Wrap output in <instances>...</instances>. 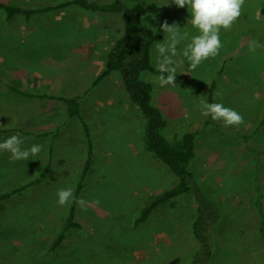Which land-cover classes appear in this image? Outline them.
<instances>
[{
  "label": "rangeland",
  "instance_id": "rangeland-1",
  "mask_svg": "<svg viewBox=\"0 0 264 264\" xmlns=\"http://www.w3.org/2000/svg\"><path fill=\"white\" fill-rule=\"evenodd\" d=\"M3 1L39 8L64 0ZM124 2L163 8L146 22L162 35L152 47L155 66V45L166 36L162 23L195 33L186 23L187 8L171 0ZM123 29L120 15L77 6L37 12L29 19L24 15L8 19L0 10V140L17 134L26 138L25 146L44 145L39 158L26 161H13L10 153L0 152V194L39 177L49 165L40 183L1 202L0 264H188L197 252L202 253L203 245L192 230L196 216L192 196H180L176 207H160L147 223L135 224L147 197L171 187L178 177L144 148L145 119L119 74L114 72L94 85L104 69L106 49ZM220 39L222 47L215 57L195 69L183 64L174 74V84L159 85L157 74L149 70L141 77L153 84V102L167 119L163 133L168 139L201 130L190 170L198 188L218 202L220 212L211 234L210 261L204 264H264L260 249L264 237L258 230L262 224L254 204L261 194L264 208V0H244L241 16L229 29H221ZM250 40L261 47L249 52ZM15 79L22 80V90L82 96L81 116L70 117L68 106L59 99L17 93L11 87ZM200 100L235 108L243 123L224 126L202 115ZM83 122L91 129L93 141L90 167L78 197L86 201L87 210L77 204L81 227L70 229L61 246L50 251L89 157ZM63 187H71L73 194L61 206L56 191ZM246 206L254 207L256 216L246 213ZM225 210L229 211L223 215ZM219 224L233 233L223 239L216 230Z\"/></svg>",
  "mask_w": 264,
  "mask_h": 264
},
{
  "label": "trees",
  "instance_id": "trees-1",
  "mask_svg": "<svg viewBox=\"0 0 264 264\" xmlns=\"http://www.w3.org/2000/svg\"><path fill=\"white\" fill-rule=\"evenodd\" d=\"M77 6L83 10L90 12L113 13L121 16L124 29L115 42L110 45L104 53L105 66L102 72L97 76L94 85L116 72L119 74L123 87L129 95L133 105L142 113L145 119L144 127V148L152 152L155 157L162 160L170 171L177 177L178 181L171 187L165 189L161 193L150 194L140 211L139 216L135 219L136 225L145 224L151 215L160 207L170 206L176 207L175 199L189 195L192 196L195 204V218L192 221V230L194 237L203 245L202 253L197 252L194 259L188 264H204L210 261L211 253V234L213 229L219 223L220 212L218 202L207 198L205 194L198 188L194 173L190 170V164L196 155V136L201 131H186L175 140L168 139L163 130L167 126V119L160 107L153 102V84L142 79L141 74L145 70H149L158 75L156 66L152 63V47L162 35L157 34L152 28L146 25V22L152 21L154 15L162 11V7L157 4H133L128 5L124 0H64L57 4H49L44 7L31 8L23 6L17 2H5L0 0V10L4 11L7 18L11 19L18 15H24L29 19L37 12L55 11L67 9ZM12 84V85H11ZM11 87L17 93L31 97L59 99L68 106V114L70 117L81 116L82 104L80 95L71 97L49 94L43 92H31L22 90V80L15 79L11 82ZM215 88L212 82L211 90ZM212 100V96H210ZM264 121V120H263ZM86 131V143L88 145L89 157L84 166L82 179L76 189L74 201L70 206L69 213L65 218V222L61 231L52 240L50 251H56L64 240L70 229L80 228L81 224L77 220V203L84 188V177L87 174L93 148L92 133L88 124L83 122ZM42 135H48L47 133ZM38 169H42V165H37ZM49 170V165L44 167L39 177L30 182L13 189L12 191L0 194V210L3 209L1 202L28 186L40 183ZM261 217L260 230L264 236V208L262 205V195L259 194L255 199Z\"/></svg>",
  "mask_w": 264,
  "mask_h": 264
},
{
  "label": "clouds",
  "instance_id": "clouds-1",
  "mask_svg": "<svg viewBox=\"0 0 264 264\" xmlns=\"http://www.w3.org/2000/svg\"><path fill=\"white\" fill-rule=\"evenodd\" d=\"M171 2L178 7L187 8L189 16L186 23L195 29V33L190 35L188 30L181 29L175 23L165 22L160 25L162 33L166 36L163 42L155 45L158 72L155 81L161 86L174 84V74L179 72L178 69L183 64L187 63L190 69H195L202 61L215 57L222 47L221 29L227 30L231 27L241 16L244 4V0H171ZM178 45L182 46L178 48ZM259 47L261 44L258 41H249V52H255ZM220 95V92L216 93V96ZM199 105L202 115L210 116L212 120H219L224 126L243 123L241 113L223 102L200 100ZM25 139L17 134L7 136L0 140V152L10 153V159L13 161L39 158L44 145L32 143L25 146ZM72 194L71 187L57 189V204L63 206L70 202ZM76 203L82 211L87 210L86 201L82 197L77 198Z\"/></svg>",
  "mask_w": 264,
  "mask_h": 264
},
{
  "label": "crops",
  "instance_id": "crops-1",
  "mask_svg": "<svg viewBox=\"0 0 264 264\" xmlns=\"http://www.w3.org/2000/svg\"><path fill=\"white\" fill-rule=\"evenodd\" d=\"M6 2V1H5ZM21 5H23V4H21ZM24 6V5H23ZM27 7V6H26ZM7 17V16H6ZM32 17V16H31ZM30 17V18H31ZM12 19V18H11ZM103 60H104V56H103ZM111 75V74H110ZM23 83V82H22ZM30 91V90H29ZM32 92V91H31ZM263 183V182H262ZM256 199V198H255ZM255 199H254V204H255ZM262 199H263V196H262ZM221 202H222V200H220ZM232 200H230L229 202H227V204H229L230 202H231ZM255 206H256V204H255ZM231 207V206H230ZM257 207V206H256ZM258 209V208H257ZM227 211H229V210H227ZM226 210L222 213L223 215H225V212H227ZM245 211H246V213H249V215L251 214L253 217L254 216H256V209L254 208V207H252V208H248V206H246V208H245ZM258 216H259V219L261 218L260 217V215H259V212H258ZM149 221V220H148ZM259 222H261L260 220H259ZM229 226H222L221 224H219L218 225V228L216 229V230H218V231H220L221 233V237L224 239L225 237H227V235L229 234V233H233L232 231V229H230V228H228ZM258 230H260V228L258 229ZM261 231V230H260ZM261 235H262V233H261ZM263 236V235H262ZM264 237V236H263ZM260 249H263L264 250V247L263 248H260ZM172 262H174V261H172Z\"/></svg>",
  "mask_w": 264,
  "mask_h": 264
}]
</instances>
